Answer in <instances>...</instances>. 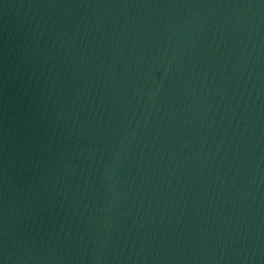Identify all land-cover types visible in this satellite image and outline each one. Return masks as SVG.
<instances>
[{"label":"water","instance_id":"water-1","mask_svg":"<svg viewBox=\"0 0 264 264\" xmlns=\"http://www.w3.org/2000/svg\"><path fill=\"white\" fill-rule=\"evenodd\" d=\"M0 264H264V0H0Z\"/></svg>","mask_w":264,"mask_h":264}]
</instances>
